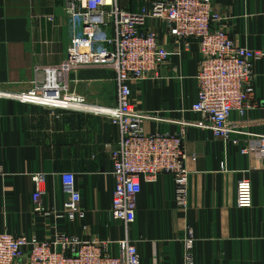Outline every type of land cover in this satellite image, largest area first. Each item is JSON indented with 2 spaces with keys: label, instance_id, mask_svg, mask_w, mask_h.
<instances>
[{
  "label": "crops",
  "instance_id": "0c3cea01",
  "mask_svg": "<svg viewBox=\"0 0 264 264\" xmlns=\"http://www.w3.org/2000/svg\"><path fill=\"white\" fill-rule=\"evenodd\" d=\"M154 2L119 0L128 12ZM215 8L237 45L264 51V0H215ZM148 27L157 31L170 55L160 79L132 84L134 104L153 117L144 122L147 133L184 130L188 208L178 207L173 179L164 175L154 184L143 183L133 225L127 228L110 218L115 179L104 150L118 141V128L102 116L54 113L2 97L28 91L43 79L44 69L70 59L74 38L86 37L82 21L66 12L65 0H0V233L41 241L58 234L115 244L129 239L141 264H184V242L192 231L196 264H264V158L257 152L242 154L249 134L264 135V60L254 66L256 107L245 115L233 113L231 140L217 139L192 125L201 121L191 111L201 62L198 44L186 51L162 23L150 19ZM92 34L101 41L105 37L101 29ZM102 45L92 44L93 51ZM70 83L71 91L89 104H115V73L104 65H84ZM63 173L75 175L82 221L59 217L69 200ZM38 174L46 176V184L36 201L33 179ZM243 179L253 185V206L246 209L237 205ZM38 206L43 211L37 212Z\"/></svg>",
  "mask_w": 264,
  "mask_h": 264
},
{
  "label": "built area",
  "instance_id": "2783aa9c",
  "mask_svg": "<svg viewBox=\"0 0 264 264\" xmlns=\"http://www.w3.org/2000/svg\"><path fill=\"white\" fill-rule=\"evenodd\" d=\"M65 9L74 20L82 21L86 37H75L70 59L40 71L43 79L34 81L28 91L2 97L54 113L102 116L118 128V141L104 150L113 163V221L127 228L133 225L143 183L154 184L164 175L173 179L175 201L186 210L189 172L185 166L184 130L177 134L147 133L144 122L153 117L137 111L134 104L132 84L160 79L170 55L157 31L148 27V21L162 23L167 34L186 51L194 42L198 44L201 62L196 76L197 99L191 111L200 115L201 121L192 125L211 131L217 139L231 140L233 113L245 115L256 107L254 66L264 60V51L243 48L234 42L222 28L223 16L215 8V0H155L151 8L143 6L136 12L124 10L119 0H65ZM96 29L105 32L102 41L92 34ZM94 43H102V49L93 51ZM84 65H104L115 73L114 105L89 104L71 91L70 76ZM88 105L92 108H86ZM249 135L242 154L257 152L264 158V135ZM232 143L238 145L239 140ZM33 181L37 201L45 194L46 176L38 174ZM61 181L69 200L59 217L65 216L70 223L84 220L75 175L63 173ZM237 205L242 209L253 206L249 179L237 185ZM36 211L43 210L38 206ZM184 243V264H196L192 231ZM0 264H141V259L129 239L115 244L58 234L41 241L36 236L5 232L0 233Z\"/></svg>",
  "mask_w": 264,
  "mask_h": 264
},
{
  "label": "bare ground",
  "instance_id": "6f19581e",
  "mask_svg": "<svg viewBox=\"0 0 264 264\" xmlns=\"http://www.w3.org/2000/svg\"><path fill=\"white\" fill-rule=\"evenodd\" d=\"M107 1H108V3L111 2V0H107ZM86 108L91 109L92 107H91V105H88Z\"/></svg>",
  "mask_w": 264,
  "mask_h": 264
}]
</instances>
